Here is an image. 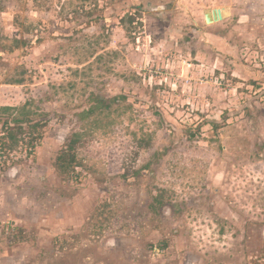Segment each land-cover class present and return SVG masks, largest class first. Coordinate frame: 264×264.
<instances>
[{"label":"rangeland","instance_id":"374dc122","mask_svg":"<svg viewBox=\"0 0 264 264\" xmlns=\"http://www.w3.org/2000/svg\"><path fill=\"white\" fill-rule=\"evenodd\" d=\"M0 43V264H264V0H0Z\"/></svg>","mask_w":264,"mask_h":264},{"label":"trees","instance_id":"16d2710c","mask_svg":"<svg viewBox=\"0 0 264 264\" xmlns=\"http://www.w3.org/2000/svg\"><path fill=\"white\" fill-rule=\"evenodd\" d=\"M5 47L3 45H1L0 43V51H4ZM121 97H113L112 99H105L103 97L97 98L96 99V103H94L93 105H91L86 111H83L82 114L80 116L85 117L89 114H92L96 111H98V109H100L101 107H105L108 108L110 106V101H115L116 99H119ZM16 109L15 107H10V106H3L1 107V111L6 112V111H12ZM22 115L21 117L17 118V117H12L10 119V121H4L3 126H4V133L2 135V137H0V156L5 154V151H7V145L2 142L4 139H7L8 141V146L9 148H12L14 146H16L21 139V136L23 135V128H22V123H24L27 119L25 117L26 112H25V108L22 107ZM11 123L13 125H11ZM38 125H40V123H36L33 125L34 128H36ZM23 138V137H22ZM79 139V134H75L72 136V138L68 141V144L66 145V147L61 151V153L58 155L57 157V168L59 169L60 172L62 173H66L69 172L70 170H72V166L75 163V154H74V148L75 145L77 143ZM32 140L35 139H30L27 142L26 147H28V149H31V142ZM29 149V150H30ZM32 150V149H31Z\"/></svg>","mask_w":264,"mask_h":264},{"label":"water","instance_id":"95a60500","mask_svg":"<svg viewBox=\"0 0 264 264\" xmlns=\"http://www.w3.org/2000/svg\"><path fill=\"white\" fill-rule=\"evenodd\" d=\"M205 23L210 24L214 22L223 21L229 16V11L224 7L207 8L203 12Z\"/></svg>","mask_w":264,"mask_h":264},{"label":"flooded vegetation","instance_id":"af4514ba","mask_svg":"<svg viewBox=\"0 0 264 264\" xmlns=\"http://www.w3.org/2000/svg\"><path fill=\"white\" fill-rule=\"evenodd\" d=\"M161 7H158V9H160Z\"/></svg>","mask_w":264,"mask_h":264},{"label":"bare ground","instance_id":"6f19581e","mask_svg":"<svg viewBox=\"0 0 264 264\" xmlns=\"http://www.w3.org/2000/svg\"><path fill=\"white\" fill-rule=\"evenodd\" d=\"M207 24V23H206ZM210 24H212V23H210Z\"/></svg>","mask_w":264,"mask_h":264}]
</instances>
